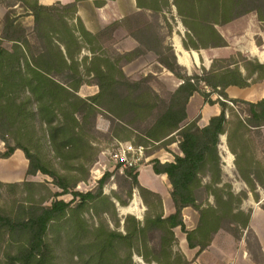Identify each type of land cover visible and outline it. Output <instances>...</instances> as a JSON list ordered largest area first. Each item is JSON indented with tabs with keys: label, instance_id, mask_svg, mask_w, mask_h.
I'll use <instances>...</instances> for the list:
<instances>
[{
	"label": "trees",
	"instance_id": "16d2710c",
	"mask_svg": "<svg viewBox=\"0 0 264 264\" xmlns=\"http://www.w3.org/2000/svg\"><path fill=\"white\" fill-rule=\"evenodd\" d=\"M155 1L157 0H137L139 8L152 11L155 10ZM162 1L166 6H171L170 0ZM31 4H26L25 14L8 12L0 34V140L6 149L5 152H0V159H9L17 150H21L29 162L26 176H36L40 172L51 177L54 185L63 193H69L80 179L59 173L50 161L33 154L32 146H37V151H40V142L34 139L38 129L47 134L51 150L62 163L72 167L81 166L94 152L89 135L95 131L99 111L107 113L121 127L129 125L125 122V116L130 114V130L141 132L147 113L157 110L155 121L146 126L143 134L149 142L169 144L174 136L179 138V149L183 156L174 155V162H153L156 174L168 176L176 212L164 217L161 197L139 184V172L127 170L131 179L130 193L133 194L137 189L148 208L145 219L142 222L133 215L128 216L126 223L130 222V228L126 229V234L107 233L105 238L92 246L96 253L90 260L98 259L99 264L107 262L109 255L115 254L114 240L119 237L129 242L130 264H134L135 255L147 263L171 264L169 260L176 254L175 248L178 245L174 233L177 227L186 234L189 247H199V252L211 244L220 230L229 232L236 241H240V231L250 229L252 213L242 211L241 197L233 192L231 185L224 184L221 136L228 135L230 151L236 156V168L250 189L255 191L257 185H263L264 168L249 174L244 170L250 168L252 163L241 165L238 153L232 149L228 111L230 103L247 105L250 109L247 118L236 117L238 125L261 129L264 127V99L257 103L231 99L226 89L229 86L246 88L263 79L264 64L250 60L247 64L253 65L254 69L250 70L249 65H244L242 69L246 74H243L241 66L236 63L227 62L226 66L217 69L214 61L205 76H187L182 73L173 53V63H160L182 83L170 100L164 101L146 85V78L129 80L120 70L121 77L117 80L113 74L115 66L112 61L106 60L107 65L103 67L101 63L104 60L94 50L91 58L85 57L83 63L79 62L74 55L82 41L92 37V33L85 29L79 18L76 20L80 29L70 30L67 22L60 17L59 21L63 25L60 32L67 37L54 39L50 31L45 26L41 28V25L53 19L51 12L55 6L40 5L38 0ZM172 4L176 6L188 30L183 42L186 50L199 51L226 46V41L215 26L225 25L249 13H257L259 20L264 21V0H173ZM62 7L73 8L77 16L75 5ZM25 16L34 18L35 31L40 32V35L37 32L40 42L37 54L32 51L33 45L22 21ZM5 44H11V47L7 48ZM73 47L76 48L75 52ZM130 53V57L137 56L135 51ZM82 69H85L86 76H91L100 89L95 96L82 98L78 94L80 88L89 83L85 80ZM201 82L211 87L212 92H204L200 87ZM196 93L202 95L206 103L218 104L221 109L220 115L212 117L203 128L198 125V119L188 122L187 106ZM213 93L220 98L214 101ZM135 145L144 144L140 142ZM255 166L260 167V164ZM109 176L110 174H105L101 178L100 191L96 195L92 192H75L74 196L80 199L81 204L101 197ZM205 180L207 183H204ZM23 184L31 186L34 183ZM5 186L18 185L0 181V188ZM201 192L213 196L215 204L199 203ZM60 195H51L50 192L49 198ZM149 197L155 198L158 205H153ZM44 200L46 198L42 201ZM118 201L122 206L128 205L127 202ZM43 202L22 204L16 211L0 213V242L3 240L17 247L14 255L5 252L2 264H54V247L47 240L49 230L65 220L70 221L68 219L71 217L75 228L78 231L83 229L82 223L75 220L77 208L72 209L71 203L55 200L50 206H44ZM187 207L199 214L198 226L193 231H188L184 223L182 211ZM148 243L158 246V253L161 252L168 261L163 262L159 256L150 258L152 254ZM183 257L185 261L181 264H190Z\"/></svg>",
	"mask_w": 264,
	"mask_h": 264
},
{
	"label": "rangeland",
	"instance_id": "374dc122",
	"mask_svg": "<svg viewBox=\"0 0 264 264\" xmlns=\"http://www.w3.org/2000/svg\"><path fill=\"white\" fill-rule=\"evenodd\" d=\"M36 0H3L0 1V34L3 30L4 17L8 12H14L15 14H25L26 4H31ZM150 3V1H145ZM152 13L138 12L130 13V16L122 21L112 23L105 29L92 33V37L85 38L78 48V52L75 53V58L79 62L83 61V58H91L92 50L97 56L104 62L101 63L103 67L107 65L106 60L112 61L115 66L113 74L117 80L120 79L122 70L127 79L138 81L143 78L147 79L146 85L164 101H169L172 94L178 89L181 80L177 79L173 73L168 71L160 61L166 63H173V53L176 55L174 44L177 40L186 38V31L180 24L179 18L174 8L166 6L162 0L154 2ZM32 5V4H31ZM158 7V9H157ZM54 16L49 23L41 25V28H45L50 31L51 36L54 39L66 38V34H62L60 31L63 25L60 23L59 18L62 17L68 25L70 30L80 29L77 26V16L73 8H64L62 6H55L51 12ZM68 20V21H67ZM23 24L26 28L27 35L33 45V52H37L40 49V42L35 31L34 18L32 16H25ZM83 24V23H82ZM84 26V24H83ZM239 27V26H238ZM239 29V28H238ZM80 33V32H79ZM243 33V28L232 33V39L239 38ZM40 35V32H38ZM262 38V35H258ZM134 38L138 39L140 46L135 45ZM259 43V42H258ZM7 48L11 47V44H5ZM238 48V47H237ZM80 49V50H79ZM239 49V48H238ZM38 50V51H36ZM76 48L73 47L75 52ZM135 51L136 57L130 61V52ZM189 55L190 51L188 50ZM195 61L188 68L181 66V71L184 75L193 76L195 74L199 76H205L206 71H210L215 61V67L217 69L226 66L229 62L236 63L238 66L249 65L247 64L248 56L244 52H235L229 58H213L214 52L211 50H199L193 52ZM254 61L253 58H251ZM213 60V63L211 61ZM225 60V61H224ZM228 62V63H227ZM83 63V62H82ZM250 70H253V65H249ZM85 77V80L89 82L83 85L79 90V96L82 98H88L95 96L99 93L100 89L92 81L91 76H86L85 69L81 70ZM121 88L120 85H117ZM200 87L204 92H212V88L201 82ZM130 94V91H129ZM202 96V95H201ZM213 97H217L214 93ZM245 101V100H244ZM249 102V101H248ZM154 101L152 100V104ZM160 105V103H159ZM230 109L228 115L230 116L229 133L231 135V145L241 161V165H250V168L244 169L249 172H255L258 169L264 168V128L255 129L253 127L243 128L238 125L236 117L247 118L249 107L244 104L230 103ZM157 110L147 113V117L141 125V132L130 130V114L126 115L125 122L129 125L121 127L118 122L112 121V118L104 111H99L96 116V128L93 133L89 135V139L94 147V152L88 161H85L83 165H65L56 157L54 152L50 148L47 134L38 129V133L34 139L40 142V151H37V146H32L31 150L33 154L40 155L45 161H50L54 168L61 174H68L71 177L80 179L75 188L70 189L69 193H63L53 183V179L42 173H37L36 176H26L24 169L21 175H17L12 181L4 182L3 179L8 178L5 172L8 170L4 163H0V181L8 184H16L14 187H2L0 188V213H7L16 211L22 204L34 203L41 204L44 198V206H50L55 200H63L67 203H71V208H77L75 220L82 223L83 229L78 231L75 228L74 219L69 218L70 221H63L62 224L52 227L47 236V240L51 242L54 247V264H99L98 259L90 260L92 255H95V249L92 247L101 239L105 238L107 233L115 232L117 234H126V229L130 228V222L126 223V219L130 216V212L136 216L142 217L140 213L134 211H127V208H131L134 201V194L137 189L130 193V177H128L126 170L121 171L119 167L110 161L109 153L112 152L119 142H132L133 144H139L142 142L146 148H148L147 155L149 161L145 162L144 166L153 164L155 160H160L161 163H167L168 159L172 160L174 156V150L177 151L178 136H174L172 142H149L144 137V129L150 123L155 121V114ZM152 114V115H149ZM93 120V118H92ZM91 120V121H92ZM39 125V122H37ZM2 141L0 140V143ZM5 152V144L3 145ZM21 151V150H20ZM22 152V151H21ZM23 162L29 164L24 153ZM244 157L247 158L244 160ZM75 162V161H74ZM259 163V166H255ZM76 164V163H74ZM143 167V166H142ZM75 168L76 170H73ZM10 168L8 171L10 172ZM239 172V171H238ZM21 172H19L20 174ZM138 173V172H137ZM105 174H110L107 183L102 189L101 197L95 200H88L81 204L78 197L74 196L75 192L88 193L92 192L97 194L99 190V181ZM143 176V174H141ZM240 176V174H239ZM240 178L235 173L233 176L228 175L227 179L223 180L225 185H231L235 194L239 195L242 199L241 209L244 213H253L255 209L264 211V175L262 180L261 189L258 191H252L250 187L247 190H240L235 188L234 184L240 182ZM243 180V179H242ZM244 181V180H243ZM23 182H33L31 186H25ZM207 183V180L204 181ZM257 187V186H256ZM51 195L61 194L60 196ZM132 195V196H131ZM131 197V198H130ZM149 201L153 205H158L155 198L149 197ZM121 202H127V206H122ZM214 205V197L209 193H200L199 203H206ZM81 206V207H78ZM142 209V207H141ZM152 211H155L154 209ZM155 213V212H154ZM137 218V217H136ZM262 219L257 218L255 224L261 230L264 228V222ZM59 227V228H58ZM180 232V231H179ZM223 235L230 234L225 230H220ZM243 246L250 252L252 259L259 263H262V253L260 244L258 242L256 233L253 229L240 231ZM100 235V236H99ZM231 235V234H230ZM99 236V237H97ZM157 242V239L156 241ZM149 252L152 254L150 258L159 256L163 262L168 261L164 257L158 246L154 243H148ZM115 254L109 255L107 262L103 264H130L129 242L117 237L114 240ZM8 251L14 255L17 251L15 244L0 242V264L5 260V252ZM157 251V252H156ZM175 254L170 259L171 264H181L185 261L184 255L177 247L175 248ZM186 258V257H185ZM134 264H157L155 262L147 263L141 257L135 255L133 259Z\"/></svg>",
	"mask_w": 264,
	"mask_h": 264
},
{
	"label": "crops",
	"instance_id": "0c3cea01",
	"mask_svg": "<svg viewBox=\"0 0 264 264\" xmlns=\"http://www.w3.org/2000/svg\"><path fill=\"white\" fill-rule=\"evenodd\" d=\"M38 3L43 6H68L75 5L77 7V18H79L87 31L95 33L101 31L111 25L112 23L122 21L130 16V13L147 12L152 13V10L142 9L138 7L137 0H38ZM171 7L175 9L177 17L179 18L180 24L186 31L187 28L184 26L181 17L178 14L176 6H174L173 0H170ZM239 26V27H238ZM218 33L226 41L227 45L224 47L210 48L209 50L214 52L215 58H229L235 52L247 53L248 60H257L259 63L264 64V21H260L257 13L252 12L243 17H240L225 25L215 26ZM243 28V33L239 38L232 39L231 35L233 32ZM258 35H262L259 38ZM136 47L140 46L138 39L134 38ZM174 44L176 50L177 62L179 65L188 68L189 65L194 63L195 59L193 52L184 48V40L179 39ZM259 42V43H258ZM239 49H238V48ZM206 50V49H202ZM208 50V49H207ZM129 51V50H128ZM131 52V51H129ZM213 63V60L211 61ZM243 74H246L244 69H241ZM226 93L231 99L245 100L252 103H257L264 99V78L252 83L249 87L240 88L238 86H229L226 89ZM217 97H213L216 101L220 96L215 94ZM221 113L220 106L218 104L210 105L205 102L204 98L196 93L190 98L187 106L188 122L198 119V125L205 127L209 124L212 117L218 116ZM264 128V127H263ZM4 143H0V152L4 151ZM177 151L174 150V155L183 156L179 149V140L177 144ZM220 154L223 162V180L227 179V176H233L235 173L239 176L238 169L236 168L235 161L236 156L230 151L228 143V135L221 136ZM168 162H174V156L172 160L168 159ZM0 163H4L8 170L14 169L9 172H5L8 177L3 179L4 182L12 181L17 175H21L27 172L28 166L23 162V154L20 150H17L9 159H0ZM19 172H21L19 174ZM138 181L139 184L146 190L158 194L162 200V210L164 217H168L176 212V208L171 196L172 186L169 182L166 174H156L153 169V164L143 166L139 169ZM143 174V176H141ZM12 179V180H11ZM234 187L240 190H247L248 185L241 179L237 181ZM261 188L257 185L259 192ZM135 198L133 205L126 210L130 212L134 211L143 214V220L145 219L146 212L148 211L139 191H135ZM142 207V209H141ZM130 215L137 217L138 220L142 221V217L136 216L130 212ZM184 223L188 231H193L197 228L199 223V214L192 209L187 207L182 211ZM257 218L262 219L264 222V211L255 209L252 213V219L250 228L256 233L258 242L260 244L262 253V263L254 261L250 252L243 246L242 239L236 241L235 238L230 234L223 235L222 232H218L211 244L202 252L199 247L190 248L187 236L180 227L174 229L175 236L178 240V248L190 264H264V228L261 230L255 224ZM180 231V232H179Z\"/></svg>",
	"mask_w": 264,
	"mask_h": 264
},
{
	"label": "built area",
	"instance_id": "2783aa9c",
	"mask_svg": "<svg viewBox=\"0 0 264 264\" xmlns=\"http://www.w3.org/2000/svg\"><path fill=\"white\" fill-rule=\"evenodd\" d=\"M147 151L148 148L143 145L137 146L132 142H119L116 148L109 153L110 161L121 171L134 169V172H138L145 162L149 161Z\"/></svg>",
	"mask_w": 264,
	"mask_h": 264
}]
</instances>
